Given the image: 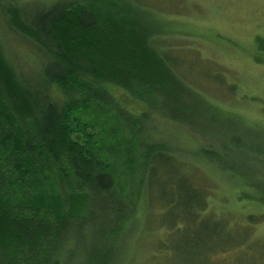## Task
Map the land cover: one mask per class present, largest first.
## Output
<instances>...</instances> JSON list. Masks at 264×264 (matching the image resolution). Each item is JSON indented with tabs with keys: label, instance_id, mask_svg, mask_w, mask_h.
Wrapping results in <instances>:
<instances>
[{
	"label": "trees",
	"instance_id": "16d2710c",
	"mask_svg": "<svg viewBox=\"0 0 264 264\" xmlns=\"http://www.w3.org/2000/svg\"><path fill=\"white\" fill-rule=\"evenodd\" d=\"M137 2L0 0V264H125L146 207L153 216L171 211L179 218L155 229L161 249L151 264L170 255L169 237L185 227L204 236L205 264H226L232 252L240 264L257 244L249 227L263 225L264 213L245 214L240 236L239 227L211 213L214 190L197 180L223 174L241 211L264 209V177L240 174L249 159L235 156L255 147L228 133L210 149L198 135L197 150L186 154L163 136L157 120L172 133L195 123L186 91L192 88L163 28L146 21L150 15ZM258 43L264 49V39ZM156 98L162 110L154 112L149 100ZM206 106L218 119L217 107ZM87 108L114 116L134 150L123 153L120 140L108 144L77 123L73 113ZM221 119L234 121L230 133L246 129L239 117ZM258 152L264 157V149ZM159 173L167 197L180 186L182 211L175 198L147 203ZM129 200L136 205L129 208Z\"/></svg>",
	"mask_w": 264,
	"mask_h": 264
},
{
	"label": "rangeland",
	"instance_id": "374dc122",
	"mask_svg": "<svg viewBox=\"0 0 264 264\" xmlns=\"http://www.w3.org/2000/svg\"><path fill=\"white\" fill-rule=\"evenodd\" d=\"M137 1L150 15L147 18L149 20H145L152 23L157 21L163 28L161 30L165 35L166 43L164 44L166 47H173L172 55L180 61L179 74L192 88L186 91L191 96V102L188 101V103L193 110L189 117L195 123L190 125V128L184 125L175 126V131L172 133L168 122L157 120L156 123H159L163 136L166 138L168 135L171 136V141L178 149L190 154L191 151L197 150L195 146L198 135L203 137L202 143L212 149L216 145L213 143L214 138L222 136L227 140L230 135L240 134L239 138L244 146H253L255 149L247 151L248 154L242 151L235 154L238 158L249 159L248 165L238 167V171L242 175L250 176L251 179L264 177V157L258 152L264 149V49H261L258 43L259 39H264V0ZM20 53L22 59L33 60L32 57L26 56L28 54L25 55L22 51ZM149 102L155 103L151 104L154 112L162 110L157 98ZM206 104L217 107L220 113L215 116L218 119L211 117L213 108L207 107ZM223 115L232 116L235 119L241 118L239 125L246 129L234 130L230 133L228 126H231V123L229 122L234 121L221 119ZM73 118L77 123L88 124V131L98 134V137L106 139L105 141H110L107 142L108 144H116L117 142L114 141L120 140L123 153L127 154L129 150L131 153L134 150L130 148L133 140L121 127L119 128L114 116L97 115L92 108H87L74 112ZM185 123L188 124V121ZM114 128H116L117 136ZM195 129H198L200 133ZM228 133L230 135L227 137L225 134L228 135ZM241 134L249 136L251 140L245 136L242 137ZM218 144L219 142L217 146L220 147ZM232 146L234 149L237 147L235 144ZM229 147L231 148L230 145ZM225 152L222 153L223 156ZM160 173L154 183L153 196L149 194L147 203L152 204L156 200L155 202L163 204L167 199L175 198L178 203L176 211L178 209L182 211L181 208L185 206L186 201L180 192V186L168 192L167 197L163 193L166 186L162 184ZM197 180L214 190L209 201L211 213L216 212L219 216L231 221L234 227H239L236 231L240 236L245 235V214L264 213V209L254 206L241 211L233 197L234 186L223 174L209 172V175L206 174ZM137 197L138 195H135L134 200ZM129 202L131 205L126 202L129 208L136 205L130 200ZM262 206L264 208V205ZM145 209L144 216L140 218L131 235V245L125 264H148L149 262L151 264L152 254L161 249L154 235L155 229L162 223L173 227L174 222H178L179 218L173 217L171 211H165L159 216L155 213L153 216L150 207ZM249 229H251L250 241L256 240L257 244L250 247V251L244 255L240 264L246 262V264H252L253 260L257 264H264V224L254 228L249 227ZM189 232L190 229L185 227L169 237L172 250L169 252L170 255L162 258L160 264H205L203 259L205 238L197 237L198 234H189ZM225 239H227L226 236ZM236 255L234 252L227 255L226 264H235Z\"/></svg>",
	"mask_w": 264,
	"mask_h": 264
}]
</instances>
